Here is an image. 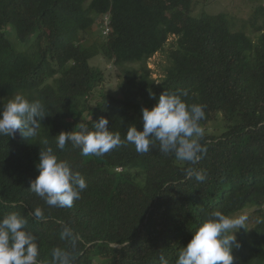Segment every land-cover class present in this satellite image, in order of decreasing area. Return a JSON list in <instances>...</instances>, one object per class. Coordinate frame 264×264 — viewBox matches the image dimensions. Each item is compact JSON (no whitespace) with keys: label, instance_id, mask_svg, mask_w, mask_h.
Listing matches in <instances>:
<instances>
[{"label":"trees","instance_id":"16d2710c","mask_svg":"<svg viewBox=\"0 0 264 264\" xmlns=\"http://www.w3.org/2000/svg\"><path fill=\"white\" fill-rule=\"evenodd\" d=\"M194 3L0 0V106L20 93L40 99L47 115L35 139L0 136V218L16 212L28 220L38 238L37 264H51L55 247L70 249L72 264H160L161 256L175 264L211 213L234 217L250 208L260 218L251 231L240 229L234 264H264V5L254 10L249 35L227 14L193 16ZM107 14L111 33L102 37ZM8 27L17 43L3 31ZM98 30L103 45L87 46ZM160 52L168 65L158 81L148 62ZM101 54L123 73L120 94L96 96L104 74L90 61ZM165 90H187V104L205 106L200 142L207 152L196 165L161 152L158 142L143 154L131 144L87 157L70 142L56 148L61 131L80 121L93 130L101 116L124 140L128 127L143 129L141 109ZM40 137L86 181L70 208L48 206L29 188L39 175ZM190 167L206 180L188 176ZM36 207L43 219L32 215ZM66 225L78 236L74 248L60 238Z\"/></svg>","mask_w":264,"mask_h":264},{"label":"clouds","instance_id":"9594fccd","mask_svg":"<svg viewBox=\"0 0 264 264\" xmlns=\"http://www.w3.org/2000/svg\"><path fill=\"white\" fill-rule=\"evenodd\" d=\"M109 17V33L104 34L102 25ZM102 36L111 33V16L107 14L100 23ZM187 90L164 91L151 108H142L143 129L135 125L128 127L126 137L109 128V120L101 116L93 125V130L80 123L72 131H61L56 137V148L63 150L69 142L81 150L84 157L103 156L121 145H134L137 153H147L158 142L159 150L165 154L174 153L180 161L196 165L207 152L201 144L204 129L200 121L205 118L204 105L187 104L183 97ZM0 106V136L21 140L22 136L32 140L40 136L41 121L45 118V106L40 99H29L24 94L7 97ZM78 129V130H76ZM19 131L20 138L15 135ZM39 175L31 181L30 189L43 198L48 206L70 208L79 200L87 184L78 171H74L68 161L62 160L49 144L47 137H40ZM121 172L122 168H117ZM188 176L196 181L206 180L203 171L190 167ZM37 220L43 219L44 212L36 207L32 213ZM246 217H233L220 211L211 213L193 232V237L178 253L175 264H234L233 249L239 248L236 233L245 228ZM28 220L12 212L0 218V264H37L39 248L37 236L28 229ZM61 240L69 241L73 248L78 240L70 226H64ZM51 264H72L70 249L55 247L51 253ZM160 264H169L160 257Z\"/></svg>","mask_w":264,"mask_h":264},{"label":"rangeland","instance_id":"374dc122","mask_svg":"<svg viewBox=\"0 0 264 264\" xmlns=\"http://www.w3.org/2000/svg\"><path fill=\"white\" fill-rule=\"evenodd\" d=\"M260 5H264V0H195L193 16L199 17L204 14V12L213 15L222 13L227 14L228 18L231 19L235 30H244L249 35H252L253 29L248 23L254 13V10ZM3 31L12 42L17 43L14 29L8 27ZM11 33L13 35H11ZM100 35V31L98 30V32L96 31L95 33L90 34L84 43L87 46H92L94 44L102 46L103 41L100 38ZM17 47L27 51L28 53L34 50L31 49L30 46H22L19 43L17 44ZM168 49L169 46L166 47V50ZM90 65L99 69L104 74V81L98 87L99 89L96 93V96L101 91L105 93L120 94L121 90L118 87L124 80V77H122L123 73L120 69L114 67L111 61L102 54L92 59L90 61ZM141 65L142 64L140 63L134 64L133 67L139 69ZM167 65V53L160 52L152 57L148 62V68L151 70L152 78L159 81L163 76L164 67ZM95 103L96 100L92 102V104ZM79 123H81V121ZM133 175L137 176L136 172H134ZM240 216L246 217L245 228L248 231H251L255 227L260 218L254 208L246 209L234 217ZM239 232L240 230L236 233L237 239L239 238Z\"/></svg>","mask_w":264,"mask_h":264},{"label":"built area","instance_id":"2783aa9c","mask_svg":"<svg viewBox=\"0 0 264 264\" xmlns=\"http://www.w3.org/2000/svg\"><path fill=\"white\" fill-rule=\"evenodd\" d=\"M102 29L104 30V34H108L109 33L110 28H109V17L108 16L105 17V21H104V23L102 25Z\"/></svg>","mask_w":264,"mask_h":264},{"label":"water","instance_id":"95a60500","mask_svg":"<svg viewBox=\"0 0 264 264\" xmlns=\"http://www.w3.org/2000/svg\"><path fill=\"white\" fill-rule=\"evenodd\" d=\"M15 137L18 138V139L20 138L19 131L16 133Z\"/></svg>","mask_w":264,"mask_h":264}]
</instances>
